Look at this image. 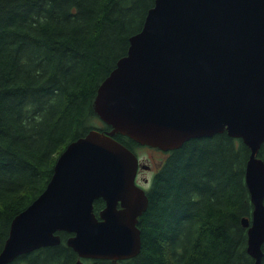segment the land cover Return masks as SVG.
<instances>
[{
	"label": "trees",
	"instance_id": "trees-1",
	"mask_svg": "<svg viewBox=\"0 0 264 264\" xmlns=\"http://www.w3.org/2000/svg\"><path fill=\"white\" fill-rule=\"evenodd\" d=\"M155 1L0 0V252L13 218L44 191L67 145L91 129H113L95 110L98 88ZM113 137L133 151L145 146L122 132ZM165 151L138 217L141 251L86 264H254L241 221L254 209L250 147L224 130ZM258 155L264 159V143ZM104 206L95 200L97 215ZM58 233L59 244L8 264H75L72 233Z\"/></svg>",
	"mask_w": 264,
	"mask_h": 264
},
{
	"label": "water",
	"instance_id": "water-1",
	"mask_svg": "<svg viewBox=\"0 0 264 264\" xmlns=\"http://www.w3.org/2000/svg\"><path fill=\"white\" fill-rule=\"evenodd\" d=\"M95 110L113 129H91L61 152L44 191L13 218L0 264L59 244L60 230L72 233L67 244L80 257L75 264L137 255L138 217L149 196L136 183L137 154L113 135L167 150L224 130L251 149L246 182L254 209L241 221L248 252L261 264L264 0H156L128 53L101 82ZM98 198L105 201L99 215Z\"/></svg>",
	"mask_w": 264,
	"mask_h": 264
},
{
	"label": "rangeland",
	"instance_id": "rangeland-1",
	"mask_svg": "<svg viewBox=\"0 0 264 264\" xmlns=\"http://www.w3.org/2000/svg\"><path fill=\"white\" fill-rule=\"evenodd\" d=\"M135 151L139 155V157L144 160V162L149 163L152 167L151 169L142 168L141 170V175H143V178L141 179L142 183L140 184L144 188H147L149 186L151 178L153 177L154 173L158 170V168L162 165L163 161L168 155V152L158 147H153L151 145L136 146ZM145 177L148 178L147 182L143 181ZM84 262L86 264L85 260Z\"/></svg>",
	"mask_w": 264,
	"mask_h": 264
},
{
	"label": "flooded vegetation",
	"instance_id": "flooded-vegetation-1",
	"mask_svg": "<svg viewBox=\"0 0 264 264\" xmlns=\"http://www.w3.org/2000/svg\"><path fill=\"white\" fill-rule=\"evenodd\" d=\"M136 154H137V153H136ZM137 156H138V158H139V167H138L137 175H136V183L139 184V185H141V184H140V183H142V182H141V179L143 178V175H141V170H142V168L151 169L152 167H151V165H150L149 163L144 162V160H142V159L139 157L138 154H137ZM144 165H146V166H144ZM147 180H148L147 177H145V178L143 179V181H145V182H147ZM141 186H142V185H141Z\"/></svg>",
	"mask_w": 264,
	"mask_h": 264
},
{
	"label": "bare ground",
	"instance_id": "bare-ground-1",
	"mask_svg": "<svg viewBox=\"0 0 264 264\" xmlns=\"http://www.w3.org/2000/svg\"><path fill=\"white\" fill-rule=\"evenodd\" d=\"M250 131H251V133H253L252 131L253 130H255V129H253V128H251V129H249ZM214 135V134H213ZM252 138H254V135H249V138H248V140H249V142L252 144Z\"/></svg>",
	"mask_w": 264,
	"mask_h": 264
}]
</instances>
